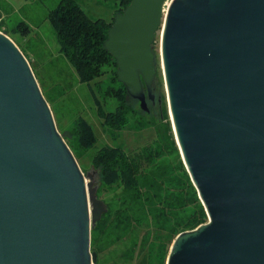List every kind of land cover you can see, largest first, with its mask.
Returning a JSON list of instances; mask_svg holds the SVG:
<instances>
[{"label":"water","instance_id":"obj_1","mask_svg":"<svg viewBox=\"0 0 264 264\" xmlns=\"http://www.w3.org/2000/svg\"><path fill=\"white\" fill-rule=\"evenodd\" d=\"M130 0L103 40L148 112L159 68L173 141L206 222L165 264H264V0ZM57 132L27 60L0 32V264H95L107 205Z\"/></svg>","mask_w":264,"mask_h":264},{"label":"rangeland","instance_id":"obj_2","mask_svg":"<svg viewBox=\"0 0 264 264\" xmlns=\"http://www.w3.org/2000/svg\"><path fill=\"white\" fill-rule=\"evenodd\" d=\"M58 0H0V32L4 33L23 54L38 88L48 103L57 132L63 137L83 174L95 170L94 155L101 148H117L131 154L160 139L168 143L172 134L167 109L157 104V96L164 95V84L159 68V31L154 36L152 53L156 61L153 81L154 104L147 102L148 112L137 110L129 115L120 131L112 134L97 116L99 108L111 112L117 101L104 95L106 88L123 89L115 78V67L103 64L100 75L89 84L81 83L68 61L59 52L55 30L47 13ZM84 14L91 19L112 22L121 6L114 0H76ZM22 22L28 33L16 29ZM98 102V103H97ZM166 104V103H165ZM137 108L136 104H133ZM99 107V108H98ZM86 123L92 130L91 140L79 134ZM170 128V131L168 130ZM173 137V134H172ZM98 178V174H97ZM114 185L97 182V197L108 204L118 193ZM172 239L149 224L133 227L122 239L107 242L103 236L90 241V252L96 254L95 264H165Z\"/></svg>","mask_w":264,"mask_h":264},{"label":"trees","instance_id":"obj_3","mask_svg":"<svg viewBox=\"0 0 264 264\" xmlns=\"http://www.w3.org/2000/svg\"><path fill=\"white\" fill-rule=\"evenodd\" d=\"M58 1L46 16L55 30L59 52L73 68L79 82L88 85L100 75L99 69L103 64L110 63L115 67L114 59L104 50L102 43L112 22L103 18L91 19L83 13L76 0ZM114 1L122 9L130 2ZM16 29L23 34L29 32L22 22L16 25ZM119 85L123 94L119 89L104 90L105 96L117 101L114 110L103 112L99 107L97 110V116L112 134L120 131L128 122L129 115L139 110L137 101L130 99L124 87ZM156 99L157 104L166 109L164 95ZM154 101L149 102L154 104ZM91 131L83 123L78 133L91 140ZM167 142L163 144L158 139L154 146L149 145L131 154L108 147L97 151L93 159L98 181L101 185H114L119 191L106 204V213L91 228V242L97 236L105 237L108 243L118 241L141 224H149L173 239L181 231L195 229L206 222V213L197 199L170 133Z\"/></svg>","mask_w":264,"mask_h":264},{"label":"bare ground","instance_id":"obj_4","mask_svg":"<svg viewBox=\"0 0 264 264\" xmlns=\"http://www.w3.org/2000/svg\"><path fill=\"white\" fill-rule=\"evenodd\" d=\"M169 1H170V0H167V1L165 2L164 6H163V11L166 9V6L168 5Z\"/></svg>","mask_w":264,"mask_h":264},{"label":"built area","instance_id":"obj_5","mask_svg":"<svg viewBox=\"0 0 264 264\" xmlns=\"http://www.w3.org/2000/svg\"><path fill=\"white\" fill-rule=\"evenodd\" d=\"M164 4H165V2H164ZM164 4L162 5V11H163V6H164ZM163 12H165V10H164Z\"/></svg>","mask_w":264,"mask_h":264},{"label":"flooded vegetation","instance_id":"obj_6","mask_svg":"<svg viewBox=\"0 0 264 264\" xmlns=\"http://www.w3.org/2000/svg\"><path fill=\"white\" fill-rule=\"evenodd\" d=\"M148 101L152 102V101H151V100H149V99L147 100V102H148Z\"/></svg>","mask_w":264,"mask_h":264}]
</instances>
